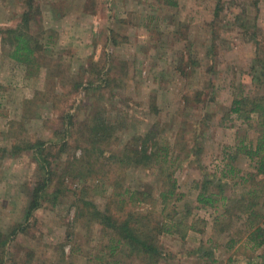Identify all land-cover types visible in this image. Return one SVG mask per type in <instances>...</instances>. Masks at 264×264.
<instances>
[{
    "label": "rangeland",
    "instance_id": "obj_1",
    "mask_svg": "<svg viewBox=\"0 0 264 264\" xmlns=\"http://www.w3.org/2000/svg\"><path fill=\"white\" fill-rule=\"evenodd\" d=\"M36 4V18L56 29L40 53L39 69L11 60L0 39V148L40 141L49 174L34 151H0V232L18 228L3 264H146L120 249L110 251L109 231L93 217L95 210L121 217L129 210L152 211L155 220L176 222L174 232L157 235L163 251L157 264L262 261L264 244L252 250L245 242L244 215L215 224L224 214L222 201L206 207L196 196L210 180L223 185L229 204L243 187L234 174L224 175L223 162H232L240 174L252 171L248 159L233 156L242 137L255 141L257 113L250 114L248 126L228 109L236 95L264 93L262 85L257 88L259 73L251 69L255 41L264 42V0ZM25 7L24 0H0V28L14 27ZM70 19L90 23L79 30ZM136 136H145L148 149L155 141L167 144L174 161L169 172L184 197L169 200L164 211L158 193L166 169L103 166L106 160L119 162L125 145L139 146L143 140ZM114 154L118 160L109 157ZM47 177L43 198L30 212L32 192ZM247 187L264 194L260 176ZM123 188L125 199L135 189L150 196L118 202ZM209 190L217 191L212 185ZM256 210V224L264 226V207Z\"/></svg>",
    "mask_w": 264,
    "mask_h": 264
},
{
    "label": "trees",
    "instance_id": "obj_2",
    "mask_svg": "<svg viewBox=\"0 0 264 264\" xmlns=\"http://www.w3.org/2000/svg\"><path fill=\"white\" fill-rule=\"evenodd\" d=\"M25 10L20 14L19 22L14 27L0 28V39L8 45V57L16 63L23 64L29 71L33 68L39 69V58L40 53L44 47L47 48L50 42L53 41L52 35L50 33H45L41 30V26L36 22V16L39 11L37 7L36 0H24ZM264 40V39H263ZM255 48L257 50V60L256 64L252 66L251 69L257 74L259 73V83L258 87L261 86L264 90V42L255 41ZM27 69V70H28ZM259 69V70H257ZM30 76V75H28ZM262 77V79H261ZM254 80V77L251 79ZM259 90V89H258ZM257 90V92H258ZM228 111L235 113L238 118L246 122L248 126H251L249 120L253 116L251 113H257L256 126V138L255 141L248 139L245 140L242 137L238 140L236 145L235 156H243L249 160V164L252 167V171L248 170L243 174H240L238 168L232 162H223L224 175L234 174L239 178L240 184L242 185V191L239 197L232 199L229 204H225L227 199L223 195L224 187L220 184H212L210 180H205L200 185V191L196 196V201L202 206L216 207L217 202H221L224 213L219 218H215V224L220 223L224 219H230L232 216L241 217L245 216V224L248 229L246 234L245 242L249 244L250 249L256 250L264 244V226L258 223V219L261 217V213L256 210V206L261 204L264 207V194L257 193V188H248V183L255 182V178L260 176L264 180V93L260 95L256 94L253 98H248L247 95H236L229 106ZM249 121V122H248ZM136 138L143 140L140 142L139 146H133L131 144L125 145L123 148V157L119 158L118 161L106 160L103 166L106 167L109 163V169L117 170V168L124 169L125 166L134 165L142 166L143 168L148 167L151 169L164 168L166 171L162 174L160 179L159 188V199L162 201V211L169 200L173 199V202L180 200L184 197L177 191V182L173 177L169 169L173 166L174 161L169 157L168 145H161L157 141L151 144L150 149L147 148V140L144 141L140 136ZM44 144L40 141L35 142H25V144H14L9 148H0L3 154L10 153L11 155L19 154L23 150L34 151L36 159L39 160L40 165L43 170L48 173V162L44 154ZM110 158L117 159L118 155H109ZM233 158V159H234ZM151 167V168H150ZM123 172V171H121ZM46 173V174H47ZM49 174V173H48ZM166 174V175H164ZM50 178H45L43 182L38 183V186L34 188L32 192V200L29 206V211L31 212L35 209L41 199L43 198L42 190L48 185ZM261 180V179H260ZM117 183V182H116ZM199 183L195 184L198 187ZM214 186L217 191L209 190L210 186ZM252 186V185H251ZM120 187H122L120 185ZM151 188V186L148 185ZM128 190L123 188L122 192H118L122 202L125 198L122 195L126 194ZM120 193V194H119ZM150 196L148 190L135 189L131 192L129 199H125L127 203H131L132 199L135 198L137 201H142ZM229 199V198H228ZM130 205V204H129ZM160 211V214L162 213ZM93 217L102 225L103 229L109 231V245L110 251L113 252L115 249H120V253H126L134 257H141L142 260L146 261V264H157L163 255V251L158 244L157 235L161 232H174V227L176 222H170L163 220H155L158 217L154 212L149 211L145 214H137L129 210L126 215L121 217L120 214L116 212H100L95 210L93 212ZM169 215V214H167ZM226 221V220H225ZM225 223V222H224ZM223 223V224H224ZM223 224L217 232L223 231ZM18 232V228L12 229V231L5 235L0 232V264L4 263V249L8 241L12 236ZM235 240H231L230 246L233 245ZM202 247V246H200ZM200 250V248H197ZM204 254V253H203ZM263 259V258H262ZM254 264H264V259L262 261L255 262Z\"/></svg>",
    "mask_w": 264,
    "mask_h": 264
},
{
    "label": "crops",
    "instance_id": "obj_3",
    "mask_svg": "<svg viewBox=\"0 0 264 264\" xmlns=\"http://www.w3.org/2000/svg\"><path fill=\"white\" fill-rule=\"evenodd\" d=\"M91 12H92V11H91ZM70 13H71V14H75V11H71V12H69V13L67 14V16H65V17H69ZM87 15L92 16V13H87V14L84 13V14H83V12H82V16H83V17L87 18ZM56 21H57L56 24H58V23H59V20L56 19ZM36 22L41 26V30H43V31H49V33H50L52 36L54 35V33H52V32L50 31V30H54V31H56V29H55L54 27H46V26H44L43 24H41L42 21H41L39 18H36ZM76 23H77V20H75V21H74L73 19L68 20V24H73V25L81 26V27L79 28V30H81V28H82L83 25L90 23V21H83V22L78 23V24H76ZM81 24H82V25H81Z\"/></svg>",
    "mask_w": 264,
    "mask_h": 264
}]
</instances>
